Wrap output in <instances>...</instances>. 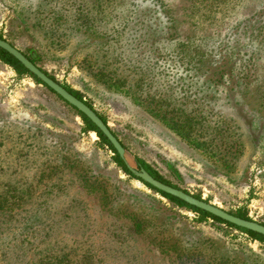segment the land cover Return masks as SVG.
I'll return each instance as SVG.
<instances>
[{
  "label": "rangeland",
  "instance_id": "rangeland-1",
  "mask_svg": "<svg viewBox=\"0 0 264 264\" xmlns=\"http://www.w3.org/2000/svg\"><path fill=\"white\" fill-rule=\"evenodd\" d=\"M76 4L91 12L102 0H0V34L26 54L34 47L40 66L90 102L132 164L141 156L190 193L264 221V0H109L91 12L100 26L90 33L53 37ZM128 87L136 101L149 91L232 117L238 162L227 169L190 146ZM112 156L57 94L0 61V264H50V252L68 264H186L176 250L200 264L212 259L201 247L230 261L217 264L264 258L263 243L202 221Z\"/></svg>",
  "mask_w": 264,
  "mask_h": 264
},
{
  "label": "trees",
  "instance_id": "trees-1",
  "mask_svg": "<svg viewBox=\"0 0 264 264\" xmlns=\"http://www.w3.org/2000/svg\"><path fill=\"white\" fill-rule=\"evenodd\" d=\"M108 1L109 0H102V4L100 6H98V4H96L94 7H92L91 12H98L99 10L100 11L101 10L106 11L107 8L109 7ZM44 6L42 4H40L37 12L41 14L42 11H44V9H43ZM46 6H49V5L46 4ZM76 6L77 7H75L74 9L70 8V9L65 11L67 13L70 10L72 11L70 13L71 17H69L67 15L68 21L67 20L66 21H67V23H69V25H67V27L65 29V33L64 32H60V33L55 32L54 34L51 33L53 37L57 36L58 39L63 37L69 41V39L71 38L70 37L71 35L79 34V33L86 34V32L90 33L91 29L94 28V26L95 27L100 26V24H98L96 22L95 17H93L92 13L89 11V8L86 7V9H85L83 4H76ZM58 12L59 11H57V10L50 9L48 15L55 14ZM58 19H60V18H57L56 23L58 22ZM58 28H59V26L54 24L49 28V30H57ZM0 38H4L2 33L0 34ZM11 43L13 45H15L14 42H11ZM30 50H31V54H26V52H24V53L33 62H35L37 65H39L38 63L40 60V55H36L34 47H31ZM0 61L4 62L5 64L12 66L17 71V73H19L20 75H28V76L32 77L38 84H43L39 79L36 78L35 75H33L31 72H29V70L27 68H25V66L20 61H18L13 55H11L9 52H7L6 50H4L1 47H0ZM40 67L49 76H51L56 81L60 82L54 75L50 74L42 66H40ZM152 80H153V76H152ZM149 84H151V83H149ZM43 85L45 87H47L45 84H43ZM62 85H64L71 93H73L74 95H76L80 99L84 100L83 96H81L76 91H74L70 86H68L66 84H62ZM153 86H154V84L152 86H149V87H153ZM117 88H119V87H117ZM48 89L51 90L50 88H48ZM118 90H121V89H118ZM150 93L151 92L146 91L145 94H141L140 98L139 97L137 98V101L141 105H143V106L145 105L148 108V110H151L155 114H157L156 111L158 108V111L160 113L157 116L160 117L159 119L162 120V123L167 125L168 128L173 133H175L176 135H178L182 139L186 140V142L190 146H193L196 149L200 150L202 154L207 155V157L213 158L214 159L213 161H216V162L222 161L227 169L234 166L238 162L240 154L244 148L243 147L244 142L242 140V137H243L242 132L240 131L239 128L236 127L234 119L232 117H231V120H228V117L224 116V114H223L224 112L222 113L221 111H217V109L209 110V109L202 107V105L198 106V105L194 104V105L189 106L186 103L187 101H182L180 99H177V100H170L169 99V100H167V103H166V100L164 99V97L160 98V97H157V95H155V93H151V94ZM163 93L166 94V89L164 90ZM126 94L130 95L133 98V100L135 101V102L133 101L134 104L137 102L136 98L134 96V93L132 92L131 87L127 88ZM198 98L199 97L196 94L195 100H197ZM85 102L87 104H89L91 107H93V105L90 102H88L86 100H85ZM65 103L68 104L67 102H65ZM69 106L74 109V111L76 112V114L78 116L81 117V119L83 120V122L85 124V129L87 131L96 132L97 135L99 136V138L101 139L102 145L108 147V149L113 152L112 159L116 163V165L121 170H123L126 174L130 175L132 178H136L128 169L126 162L119 156L116 149L113 147V145L108 140V138L99 130V128L90 119H88L83 113L79 112L73 106H71V105H69ZM99 115L104 119V121L106 123H108V121L105 117H103L101 114H99ZM113 132L117 135V133L114 130H113ZM117 137L119 138L118 135H117ZM121 142L123 143L122 140H121ZM123 145L125 146L124 143H123ZM135 160H136L138 165L145 167L157 179H159V180H161V181H163L169 185H172L174 187L183 189V188L173 184L168 179H166L161 174V172L156 167H154L152 164H150L146 159L142 158L141 156H136ZM168 166L172 172H174L175 174H178L177 169L173 165L168 164ZM89 178H91V177H89ZM87 181L91 182L90 186H91V184L92 185L94 184V181H91V179H88ZM99 181L100 180H98L97 182L100 184ZM145 184L148 187H150L151 189H153V190L161 193L163 196L167 197L174 204H176L180 207H186V208L191 209L192 211L198 213L200 215L202 221L212 219L213 221L218 222V223H222V224H224L230 228L240 230V231L246 233L247 235H249L252 239L258 240L259 242L264 244V235L257 233L255 231H252V230H248V229L238 227V226L231 224V223H229V222H227V221H225V220H223L217 216L212 215L211 213H209L205 210H202V209H199L195 206H192V205L186 203L185 201H183V200H181L175 196H172V195L167 194L163 191H160V190L156 189L155 187L151 186L150 184H147V183H145ZM105 187L107 189V186H105ZM183 190L189 192L186 189H183ZM194 195L196 197L202 199L201 195H197V194H194ZM228 211L236 214L237 216H240V217H243L246 219H252V217L249 215L248 209L244 206L237 209V211H231V210H228ZM260 223L264 224V221L261 220ZM197 247H201V246H197ZM177 248L180 249L179 247H177ZM174 250H176V249L174 248ZM200 250H202L201 253H203L204 256L209 255V257H212V259L207 260V261H205L204 258H201L203 260L198 262L200 264H217V262L218 263L219 262L225 263L226 261L230 262L227 259L226 260L220 259V258H218V256L214 257V254L212 251L204 249L203 247H201L198 251L200 252ZM176 252H178L177 254L179 255L180 258H182L184 260V262L186 264H190V259L192 261H194L193 258L190 257L186 251L176 250ZM251 254H252L251 258H249L248 262H246L245 264H264V258L263 257L258 256L257 254H255L253 252H251ZM47 256H51V257L47 258L48 262L50 264H68L67 263L68 261H66V259H68V256L66 254L57 255L56 253L50 252V254ZM234 260L235 259L232 260V262H231L232 264H233Z\"/></svg>",
  "mask_w": 264,
  "mask_h": 264
},
{
  "label": "water",
  "instance_id": "water-1",
  "mask_svg": "<svg viewBox=\"0 0 264 264\" xmlns=\"http://www.w3.org/2000/svg\"><path fill=\"white\" fill-rule=\"evenodd\" d=\"M0 47L13 55L25 66V68L29 70V72L35 75L37 79H39L43 84L50 88L55 94H57L65 102L76 108L79 112L83 113L88 119H90L108 138L119 156L126 162V165L130 172L136 178L140 179L144 183L150 184L160 191L175 196L192 206L205 210L231 224L264 235V224L260 223L256 219H246L237 216L236 214L229 212L225 208L215 203L209 202L204 198L200 199L190 192L169 185L157 179L145 167L138 165L136 160V163L132 164L129 159L130 153L128 149L123 145L121 140L113 132L111 126L104 121V119L93 107L87 104L85 100H82L71 93L64 85H62V83L49 76L43 69H41L39 65L33 62L22 50L13 45L10 41L4 38H0Z\"/></svg>",
  "mask_w": 264,
  "mask_h": 264
},
{
  "label": "bare ground",
  "instance_id": "bare-ground-1",
  "mask_svg": "<svg viewBox=\"0 0 264 264\" xmlns=\"http://www.w3.org/2000/svg\"><path fill=\"white\" fill-rule=\"evenodd\" d=\"M131 162V161H130Z\"/></svg>",
  "mask_w": 264,
  "mask_h": 264
}]
</instances>
